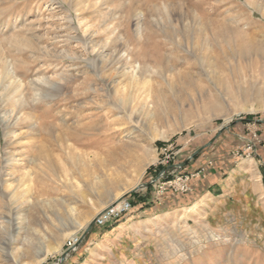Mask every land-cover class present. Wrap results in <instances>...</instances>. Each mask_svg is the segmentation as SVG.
I'll use <instances>...</instances> for the list:
<instances>
[{
	"label": "rangeland",
	"instance_id": "obj_1",
	"mask_svg": "<svg viewBox=\"0 0 264 264\" xmlns=\"http://www.w3.org/2000/svg\"><path fill=\"white\" fill-rule=\"evenodd\" d=\"M142 1L0 0V264H264V0ZM157 43L164 69L142 64ZM95 114L87 135L119 131L111 160L82 144ZM138 194L147 211L95 227Z\"/></svg>",
	"mask_w": 264,
	"mask_h": 264
},
{
	"label": "bare ground",
	"instance_id": "obj_2",
	"mask_svg": "<svg viewBox=\"0 0 264 264\" xmlns=\"http://www.w3.org/2000/svg\"><path fill=\"white\" fill-rule=\"evenodd\" d=\"M144 1H142V2L145 3ZM151 2H152V0H151ZM200 28H202V27H200ZM184 32H185V30H184ZM184 32L178 29L177 31L176 30H169V31L166 30L165 33H166V36L167 37H169L170 39H172V37H173L174 34L183 35ZM189 35H191V34H189ZM13 43L16 46H18V47H22V48H26V49H33V47H34L33 41L31 39H27V38H19V39L17 38L16 40H14ZM164 46H165V43H161V44L160 43H157V44H154L151 47H149V50L148 49L146 50L144 47H141V50H142L141 60H142L143 66L147 62L152 63L153 66H155L157 68L160 67L161 69H164L166 66H168V65H166L167 64V61H166L165 56L163 54H161V50H162V48ZM5 59H7V58L3 55V52L0 51V80H1V83H4L5 81L13 78V73L9 69V65H8V63H6V60ZM163 65H166V66H163ZM144 69L145 68H143V70ZM138 73H139L138 75H140L141 77L143 76V73L142 72H138ZM27 75H28V70L26 69V70H24L22 72V76H23V78H25V77H27ZM140 76H138V78H140ZM89 80H90V78H88V81ZM138 80H135V79H132V78L131 79H128V81L125 82L126 83V89L129 91L130 89H133V88H136V90H139V89L143 88L145 83H139ZM83 83L84 84H82V85H85V82H83ZM148 83H146V84H148ZM12 84L13 83L11 81V83H9L8 85L4 86L2 88V92H5V93H8V92L9 93L10 92H16V90L18 88V85L16 84V85L13 86ZM79 86H80V84L77 85L74 88L72 87V90H73L74 93H72V95L69 97V100L79 97V95L76 94ZM69 88L71 89V86H69ZM39 89H41L43 92L47 93L49 96H52L53 94L56 93V88L55 87H53V90L52 89L47 90V89H45L43 87H40ZM115 97H116V94L115 93L114 94H111L109 96L110 105L112 107L114 106L113 101L115 100ZM117 101H119V100H117ZM127 101H129V98L126 95L122 99V105L127 104L128 103ZM112 107H108V109L106 108L107 109V112L113 111L114 108H112ZM106 117L103 116V115L102 116H99L98 114H95L93 116L94 119L92 121L88 122L86 124V126H83V128H81L82 131H83V133H85V130L84 129H89L91 127V125L98 124L96 121L105 120V122H107V118ZM108 125H109V123H108ZM118 135H119V131L118 130H113V129L112 130H108V129L107 130H104V132H102V133H99V132L98 133H88V135H87V133H85V136H87V138L86 137H83L84 138V142H82V144L86 148H88V147H95V146H99L98 144H101L102 142H109V141L115 140L118 137ZM78 141L81 142V140H78ZM127 143L128 142L126 141V144ZM118 148H119L118 146H113V147H109V146L108 147H100L99 146L98 147V149L101 151V153H104L105 155H107L108 158H110V160L112 159V157L114 156L113 154L118 150ZM117 199H118L117 197L116 198H113L111 200V202H110V205L111 206L107 207L105 210H102L100 212V214H98V216H100L101 214H103L109 208L115 207L119 203V202L118 203H115L117 201ZM121 201H123V200H121Z\"/></svg>",
	"mask_w": 264,
	"mask_h": 264
},
{
	"label": "crops",
	"instance_id": "obj_3",
	"mask_svg": "<svg viewBox=\"0 0 264 264\" xmlns=\"http://www.w3.org/2000/svg\"><path fill=\"white\" fill-rule=\"evenodd\" d=\"M256 165V163H254ZM236 175H232L231 178L229 179L228 183H214V193H220V194H226L230 193L233 188H232V182L235 180ZM130 197H128L129 199ZM211 198H214L213 194L211 195ZM147 200L144 199V196L141 194H138V196H131V208L130 210L125 213L121 218L116 220L113 224L106 225L104 227H96L98 229H104L103 234H110L113 231H119L120 229H123V224H126L129 221H132L134 218L139 217L141 214H143L145 211L148 210L150 207L149 204L146 202ZM134 211H137L136 213ZM115 225V226H114ZM126 234H124L125 236Z\"/></svg>",
	"mask_w": 264,
	"mask_h": 264
},
{
	"label": "built area",
	"instance_id": "obj_4",
	"mask_svg": "<svg viewBox=\"0 0 264 264\" xmlns=\"http://www.w3.org/2000/svg\"><path fill=\"white\" fill-rule=\"evenodd\" d=\"M184 180L187 179V177L183 178ZM182 177L176 178L175 180L169 181L165 184H159L158 185V189L159 192H163L165 185H168L169 187H171L173 190L176 189H180L181 191L186 189L184 186V181H183ZM131 208L130 202L128 200H123L121 202H119L115 207L109 208L108 210H106L103 214H101L100 216H98L95 219V226L96 227H104L108 224H111L113 222H115L116 220H118L119 218H121L125 213H127ZM76 240H70L67 243L68 247H73L75 244Z\"/></svg>",
	"mask_w": 264,
	"mask_h": 264
},
{
	"label": "water",
	"instance_id": "obj_5",
	"mask_svg": "<svg viewBox=\"0 0 264 264\" xmlns=\"http://www.w3.org/2000/svg\"><path fill=\"white\" fill-rule=\"evenodd\" d=\"M224 130V128H221L220 130H219V133H218V135L222 132ZM215 140V138L214 139H212L205 147H207V146H209V145H211L212 144V142ZM203 148H200L199 150H197V151H195L186 161H184L183 163H181L178 167L179 168H182V167H184L193 157H195L197 154H199L200 152H201V150H202ZM92 225H93V222H91V224L89 225V228H91L92 227Z\"/></svg>",
	"mask_w": 264,
	"mask_h": 264
}]
</instances>
